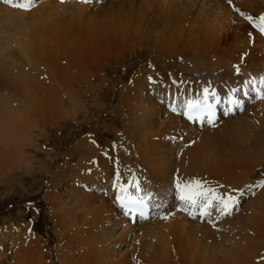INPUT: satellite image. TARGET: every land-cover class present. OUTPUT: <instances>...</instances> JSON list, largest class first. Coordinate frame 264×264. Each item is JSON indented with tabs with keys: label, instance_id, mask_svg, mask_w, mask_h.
Wrapping results in <instances>:
<instances>
[{
	"label": "bare ground",
	"instance_id": "obj_1",
	"mask_svg": "<svg viewBox=\"0 0 264 264\" xmlns=\"http://www.w3.org/2000/svg\"><path fill=\"white\" fill-rule=\"evenodd\" d=\"M83 1L42 0L28 12L0 4V79L4 84L0 87V166H5L2 170L8 161L12 162V168L14 164L18 168L24 167L21 164L26 163V156L17 150L25 144H33L38 134L43 135L44 128L37 135L31 131L46 117L50 121L45 122L50 123L43 127L47 128L53 122L55 126L60 125L70 116L89 119L94 111L96 116L109 118L102 120L103 127L106 136L113 135L112 141L105 139L104 143L97 139L91 142V137L89 140L81 138L75 144L76 149L73 148L71 168L68 162L64 168L58 166L51 172L53 187L47 196L48 204L57 228L65 230L64 235L67 234L68 239L66 252L58 253L60 262L264 264L263 259L254 262L253 258L254 252L264 248V194L251 200L252 212L248 219L252 223L249 226L259 233L253 235L251 231L254 230L250 226V235L244 236L245 231L242 230L249 214L244 216L242 213L243 216L236 218L237 224H234H239L236 229L243 232L240 238H247L246 241L242 238L245 245L233 240L230 234V245L224 247L220 229L204 223L221 213L216 211L218 204L214 203L208 209L209 215L200 217L199 203L195 209L190 208L179 199L177 188L174 191L175 185L172 186L173 163L178 166L180 174L184 170L205 172L211 181L213 178L227 180L226 171L236 173L239 178L248 175V180L257 166H264V98L245 101L233 115L220 118L211 126L190 125L182 117L188 100L203 99L204 88L214 91L216 97L228 99L239 88L261 85V78H264V38L254 25H259V18L264 16V0H195L197 6L191 21H182L179 25L166 18L153 19L150 16L153 12L135 14L141 9L136 12H126L123 8L113 10L130 0H121V4L118 0L110 4H107L108 0H100L99 3V0H90L92 9L87 8L88 2ZM186 5L191 8V3L184 1V7ZM162 32L164 36H161ZM148 37L153 38L161 49L173 54L177 42L181 45L179 52L191 46L195 52L185 59L175 55V61L156 56L154 62L136 65L135 71L128 76L130 68L124 67L125 61L140 60L145 53L152 58L150 52H158L140 46L142 39ZM179 58L184 59L185 65L178 61ZM118 61L121 64L117 65ZM187 61L192 62L191 66ZM25 62L29 68L32 67L31 70L22 66ZM165 63H169L168 66ZM112 64L118 69L108 72ZM163 65L171 69H164ZM256 65L261 67L260 70L253 68ZM119 68H124L120 77L116 72ZM191 70H201V76L192 77L189 74ZM160 90L162 94L158 93ZM104 91L109 92L108 99ZM173 107L176 111L172 110ZM29 110L37 119L35 125L30 124ZM226 134L230 136L227 143ZM181 136L184 142L201 136L199 142L190 144L184 151L189 160L187 168L182 164L184 153L175 155ZM176 139L179 143L173 142ZM206 139L223 140V149L215 151L213 143L205 144ZM235 146L242 148V152H238ZM117 150L124 151L120 152L136 162V175L128 184L125 183L124 188L128 195L149 201L151 216L147 220L137 219L130 223L117 201V196L123 193L113 192L115 185L113 187L107 178L102 183L97 179L108 167L112 152ZM130 159L125 162L129 163ZM262 175L259 183L264 180ZM61 180L68 181L62 192L57 190ZM172 191V206L165 211ZM189 211H193L197 219H193ZM97 224L106 227L98 233ZM81 225L83 228H78ZM22 230L11 232L15 237L14 243L13 237L9 239V246L13 249L16 245L14 253L9 258L8 252L0 251V264H46L39 237L36 234L28 237ZM204 231L210 241H204ZM136 232L144 234L146 241H136ZM237 232H233L234 236ZM198 233L202 238L196 241ZM129 237L132 238L127 243ZM111 245L112 250L103 252ZM117 248H123L124 252H114L113 249Z\"/></svg>",
	"mask_w": 264,
	"mask_h": 264
},
{
	"label": "rangeland",
	"instance_id": "obj_2",
	"mask_svg": "<svg viewBox=\"0 0 264 264\" xmlns=\"http://www.w3.org/2000/svg\"><path fill=\"white\" fill-rule=\"evenodd\" d=\"M41 1L42 0H35V1L32 0L31 7L28 10H22V9H20V10L28 12L31 9L36 8L38 6V3H41ZM104 1H106V0H104ZM104 1L102 2V4L105 3ZM112 1L113 0H111L109 2V0H108L107 4H110ZM118 1H119L118 2L119 4L122 3L121 0H118ZM184 1L191 3V8L187 5L184 7ZM99 2H100V0L97 3H99ZM114 2H117V0H114ZM0 4L3 6H6L8 8H13V9L16 8V7H10V5L5 3L4 0H0ZM92 4H93V2H90V3L88 2V5H86L87 8H89V9L94 8ZM181 4H182V6H181ZM140 6H142V7L140 8ZM147 6H148V9H147ZM172 6H173V8H172ZM196 6H197V3L195 0H191V1L190 0H155V1L154 0H130L129 3L121 4V6H120L121 8L115 7V8H113V10H117V9L120 10L123 8L122 10H124L126 12H130V11L136 12L138 9L139 10L141 9V11H139V13L136 12L135 14L141 15L140 12H142V11L144 13L153 12L152 14H150V16L152 15L153 19H156L157 17H159V19L160 18H166L170 22H178V24H176V25H179L182 21H188V22L191 21L190 19L194 15V11L196 10L194 8ZM135 7L136 8L138 7V8L136 9ZM142 8H143V10H142ZM166 15H168V16H166ZM167 17H170V18H167ZM176 25H174V26L176 27ZM170 27H171L170 29L173 28V26H170ZM152 35L155 37H158L156 34H152ZM161 36H164L163 32L161 33ZM1 39L2 38L0 37V44H1ZM140 46L144 47V49H146V50L156 49L160 54L156 51H153V52H150V54H152V58L147 56V54L145 53L141 57L140 60L133 58V60L131 59L130 62L125 61L126 64L124 65V67L127 66L130 68L128 76H131L132 73L135 71V69L137 67L136 65H142L144 62H147V63L154 62L153 58H155L156 56L158 58H161V56H165L167 59L171 58L172 61H175V59L177 57H184V59H185L187 56H189L190 54L195 52V48H192V46L190 48H188V50L184 49L183 52H179L178 48L181 45L177 42V43H175V46H174L175 53L173 54V53H170V52H167V51L161 49L162 47L160 48V46L156 43V41H154V39L150 38V37L143 38ZM138 47L139 46H137V48ZM175 55L177 57H173ZM135 59L138 61H135ZM179 59H178V61L182 62V64L185 65L184 59H182V58H179ZM176 62H177V60H176ZM187 62L189 63L190 61H187ZM116 63H117V65H119V64H121V61H118ZM191 63L192 62L189 63V66H191ZM156 64H158V63H156ZM165 64H166L165 66H168L169 63H165ZM22 66L27 67V68H25L27 70L32 69V67H30L31 69L29 68V64L26 65V62L24 64L22 63ZM162 68L171 69L170 67H168V68L164 67V65ZM253 68L260 70L261 67L256 65V66H253ZM112 69H118V68L112 64L110 66L108 72ZM123 69L124 68H121V69L119 68V70L116 71V72H118L119 77L121 76ZM145 69H146V67H145ZM194 71H196V72H194ZM201 73H202L201 70H191V73H189V74H191V76L193 77V74H200L201 75ZM185 74L188 75L187 73H185ZM0 83H1L0 87H4L3 80L0 79ZM4 83H5V81H4ZM1 90H2V88H0V92H1ZM158 93L162 94V91L160 90V91H158ZM104 96L106 97V99H108V97L110 96L109 92L104 91ZM66 106H68V105H66ZM241 112H242V109H241ZM28 116L32 119V122H33V123L31 122L30 124L35 125V123H37V119L33 115V112L29 110ZM98 117H99V119H96ZM74 118L73 117L71 118V116H70V117L66 118L64 121H61L60 125L58 124L57 126H55L54 125L55 123L53 122L52 126L47 127V128L43 127V126H47V123H50V122H47V123L45 122L46 120L50 121L49 118L46 117L45 121L38 122V124H36V127L32 128L31 132L33 134L37 135L39 133V130L41 128H44L45 132L43 133V135L38 134L36 139H35L36 142L34 141V143L30 144V146H29V144H25L22 149L17 150V152L20 151V153L24 152L23 154L26 156V163L21 164V165H24V167L18 168L14 164V168H12L13 166L10 164L12 162L8 161V163L6 162V168H5L6 174H5V169H4V171L2 170V168H4L5 166L4 167L0 166V172L3 171L0 173V233H2V230H3V233L0 235V244L2 245V246L0 245V251L8 252L9 258L14 253V250L16 247V245H14L13 249L10 248L9 239H11L13 237L12 243H14L15 234H12L13 231L15 230V233H16L17 229H19V230L23 229L22 232L25 234H28V237L32 236V234H36V236L39 237V240L41 241L42 248L44 249L43 252H44L46 264H62L59 260L60 256L58 253L59 252H64V253L66 252L65 244L68 242V239H67V234L64 235V233L66 231L63 229L57 228L56 222H55L53 216L51 215L52 211H50L51 210L50 204H48L49 201H48L47 196L53 187V185H52L53 182L51 180L52 179V173L51 172L52 171L54 172L58 166H61L62 168H64V166L68 162H70L71 159L73 160L74 153H75L74 149H76L75 144H77V142L81 138L84 139V137H85L86 139L89 140V137H91L92 138V139L90 138L91 142L93 141V139L94 140L97 139L101 143H104L105 139L108 141L113 140V135L110 133V135L107 134V136H106V131H104L102 120L103 121L109 120V118L107 116H101V115L96 116V114L93 111V112H91V116L89 119H83L79 116H78V118H75V119ZM255 122H256V120L253 122V124ZM101 123H102V125H101ZM42 124H45V125H42ZM256 136L259 137V134L257 133ZM256 136H255V138H256ZM229 137L230 136H228L226 134V138H227L226 143L228 142ZM200 139H201V136H197L196 138H192V139L188 140L187 142H184L183 136H181L179 138L180 145L177 148L175 155L176 154L182 155L187 147L193 145L195 142H199ZM179 140L177 142H174V143H179ZM205 141H206L205 144L213 143L215 151H217L218 149H223V147H224V141L220 140V139H218V140L206 139ZM181 143L183 144V146ZM235 147H237L238 152H242V148H239L238 146H235ZM17 149H19V148H17ZM120 151L124 152L122 150H120ZM120 151L117 150V151H115L116 153L112 152V157L108 159L109 160L108 161V167L101 173L102 175H99V177L97 178L98 180H100L99 182H101V183L104 180V178H107L109 182L111 181L110 184L112 183L113 187H114V185L116 186V188L114 189L116 191L120 190L119 189L120 184H122L123 186L125 185V183L128 184L129 181L132 180L133 176L136 175L134 173V172H136L135 160L130 159L129 155L121 153ZM114 156L117 158H115ZM182 156L184 157L182 164L184 166H186V168H187L189 160L186 156V153H184ZM122 158H124V161H121ZM128 159H130L129 163H126L125 160H128ZM114 161L116 164L112 165V162H114ZM132 161H134V162H132ZM119 162H120L121 168H119L120 167ZM131 162H132V164H131ZM18 164H20V162ZM71 165H72V162L69 163L70 168H71ZM262 165H264V162H262ZM10 166H11L12 170H11ZM110 166H111V168H110ZM113 167L114 168L117 167V168L113 170ZM106 170H108V171L106 172ZM254 171L255 172L252 174V178L248 179V180H247L248 175H247V177L244 175H241L242 178L241 177L239 178L235 175L236 173L226 171V178L229 177L227 180H221L220 178L219 179L213 178L214 181H211L212 178H210V175L208 173H205V172H199V171H193V170H189V171L184 170L180 174L179 170H178V166H176V163H173V170H172L173 176L172 177H174V178H173L172 186L175 185L174 186V191H175L177 188L176 187L177 183H179L183 187V185L188 184L189 182L200 181V182H202V184L205 188H213L218 193H221V194L231 193V195H233V196H235V194H236V198L238 199V202H237V205L235 207L232 206V210H231L230 214H222V213L218 214L217 213L218 215H216V218H214L215 217L214 216L213 218H209L206 221L204 219L205 222L204 221H202V222L206 223L208 226H211V225L217 226L218 229H220V234L222 233V235H223L222 243H223L224 247H226V246L228 247V245H230L229 244L230 238L228 239L230 234H231L230 237H232L233 240H235L236 242L239 241L238 243H241V245L242 244L245 245V242H244L245 238L244 237H242L244 239L240 238V236H243V232L245 231L244 232L245 237L250 235L249 233H251V232L253 235H254V233L258 232L257 230L255 231L254 230L255 228L251 225L250 226L253 228L254 231H251L250 230L251 228L249 229V227H250L249 224H252L251 220H250V222L248 221V219H250L251 212H252L251 211V209H252L251 208L252 207L251 200H253L255 197L257 198L259 196V194H264V189L262 187H257V189H258V190H256L257 192L255 191L254 195H252V189H253L252 187H254L255 184L256 185L260 184L258 181H259L260 177L263 176L262 174H264V166H257L254 169ZM109 173H110V175H108ZM122 173H124V174H122ZM246 173H243V174H246ZM112 174H113V176H112ZM120 175H122V176L120 177ZM181 179L183 181H181ZM205 181H207V182H205ZM240 181L243 183H241ZM222 183H223V185H222ZM65 184L68 185V181L64 182L61 180L60 182H58L57 190L62 192L63 191L62 187ZM70 185H71V183H70ZM229 185H231V186L229 187ZM248 186H250V187H248ZM228 187H229V189H228ZM97 189H99L100 191L102 190L100 188H97ZM239 189L242 191H240ZM104 191H106V190L104 189ZM109 192H111V191L109 190ZM141 194L142 193H140L138 195H141ZM171 194L172 195H171L170 201L167 202V208L165 209V211L172 206L171 202H172V199L174 196L173 191ZM105 195H106V198L111 200V198L108 196V194L105 193ZM112 195H113V193H112ZM113 197H114V195H113ZM213 205H214V203H213ZM219 208H220V206L218 205L216 208V211L217 210L220 211ZM242 213L244 216H245V214L247 216L249 214V217L245 218V220H247V221H245V223L246 222L248 223V225H247V223L245 225H246V227H248V229L244 225V228L242 230L243 232L240 231L238 228L236 229V227L239 224L236 226L234 224V223L237 224V222L235 220L236 218L243 216ZM193 219H197V217H195ZM210 219H212V220H210ZM213 219H215V221ZM102 220H104L106 223H108L105 219H102ZM230 222L233 223V224H231L232 226L230 225ZM230 226H231V228H230ZM80 227L83 228L82 225L78 226V228H80ZM105 227H106V225H104V224L103 225L97 224L98 233L102 232ZM232 227H233V229H232ZM241 227H243V226H241ZM234 228L236 230H234ZM229 229H231V230H229ZM228 230L232 233L233 232L236 233L239 230L240 233L237 232V235L234 236L235 234L230 233ZM246 231H247V233H246ZM212 232H214V230ZM136 233H137L136 241H141V242L146 241L144 234H140L138 232H136ZM240 234H242V235H240ZM246 234H248V235H246ZM84 235H87V233L85 232ZM207 235L208 234H206V232L204 231V241H210L208 238L206 239ZM195 237H196L195 238L196 241H199V240H201L200 238H202V235L200 233H198ZM197 237H198V239H197ZM131 238L132 237H129L126 239L127 243H129ZM238 238H240L241 240ZM148 239H150V238H148ZM246 239H245V241H246ZM123 248H124V246H123ZM123 248L122 249L121 248L113 249V251L117 252V253H119V252L121 253V252H124ZM110 250H112V245L108 246L105 250H103V252L110 251ZM254 253H256V254H254V257H253V258H255L254 262H256V260H257V262H259L260 260L262 261V259H263L262 262L264 263V248H262V250L258 249ZM257 254H260V255H257ZM251 256H253V255H251ZM9 262H10V259L8 260V263Z\"/></svg>",
	"mask_w": 264,
	"mask_h": 264
},
{
	"label": "snow or ice",
	"instance_id": "obj_3",
	"mask_svg": "<svg viewBox=\"0 0 264 264\" xmlns=\"http://www.w3.org/2000/svg\"><path fill=\"white\" fill-rule=\"evenodd\" d=\"M5 3L18 7L24 10H28L31 7L32 0H4ZM85 2H90V0H85ZM251 21L252 18L248 17ZM260 25L257 26L261 33H264V16L260 18ZM239 69L237 68V72ZM151 79V78H149ZM261 85L264 86V78H261ZM216 99V93L214 91L210 92L208 88L203 89V102L201 100H188L184 106L183 114L189 120H200L203 122L204 118L207 117V122L214 125V105L210 102L209 98ZM264 98V97H261ZM219 103L218 100H216ZM235 103L239 107V101H230ZM173 111H176V108L173 107ZM228 111H231L229 108ZM228 114L227 112L225 113ZM137 192L140 191L139 186L137 185ZM178 190L179 199L186 202L190 208L195 209L199 203L201 217L209 215L208 209L212 207L213 203H216L220 206L219 210L222 214H230L232 206L237 203L236 197L231 195V193H218L213 188H205L200 181H192L188 184L183 185V187L177 183L176 185ZM255 187H264V181ZM120 192L123 195L117 196V201L120 206L125 210V215H139L141 218H147L145 208L147 207L146 201L143 197H133L128 195L126 189L121 187ZM189 215H192L195 218L194 212L189 211ZM166 218V217H165Z\"/></svg>",
	"mask_w": 264,
	"mask_h": 264
}]
</instances>
